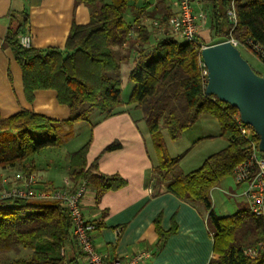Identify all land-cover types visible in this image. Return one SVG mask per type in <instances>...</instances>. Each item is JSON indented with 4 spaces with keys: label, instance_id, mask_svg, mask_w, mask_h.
<instances>
[{
    "label": "trees",
    "instance_id": "trees-1",
    "mask_svg": "<svg viewBox=\"0 0 264 264\" xmlns=\"http://www.w3.org/2000/svg\"><path fill=\"white\" fill-rule=\"evenodd\" d=\"M82 1L91 8L90 22L74 23L62 49L22 46L19 36L29 32V14L23 11L11 16L5 42L21 67L28 101L33 102L37 90H54L58 102L70 108L71 116L61 121L26 110L9 117L0 113V169H19L30 181L38 170L37 155L48 148H61L73 135L65 127L88 120L94 111L109 116L126 103L133 105L143 113L157 153L153 178L161 189L156 194L171 192L208 213L215 255L210 264H264V253L258 257L244 253L264 239V220L249 208L219 216L213 206L212 191L233 176L235 167L249 157L250 149L249 140L241 134L238 108L206 95L200 45L167 31L172 13L156 20L164 28L156 39L155 20L144 23L139 19L155 0H141L139 6L133 4L137 0ZM199 1L213 39L209 45L232 35L241 45H249L245 50L264 63V57L253 52L249 44H258L264 51V0ZM233 7L237 16L234 30L228 16ZM129 10L134 15L131 22L125 19ZM134 50L138 55L129 72L133 88L125 102L121 99L120 72ZM202 116L217 120L219 135L227 145L208 156L199 168L184 172L179 163L182 156L173 158L165 151L164 131L176 141ZM89 145L90 141L69 153L70 181L74 187L84 182L93 186L98 200L104 192L121 188L126 182L97 173L94 164L89 167ZM119 147L113 143L106 151ZM155 226L160 252L176 226L162 230L160 215ZM72 232L71 216L60 201L0 197V252L20 247L32 251L29 260L10 264H68L63 251L74 241Z\"/></svg>",
    "mask_w": 264,
    "mask_h": 264
},
{
    "label": "crops",
    "instance_id": "crops-1",
    "mask_svg": "<svg viewBox=\"0 0 264 264\" xmlns=\"http://www.w3.org/2000/svg\"><path fill=\"white\" fill-rule=\"evenodd\" d=\"M176 3L177 0H155L152 7L139 19L149 23L150 19L160 20L168 13L177 14ZM139 4L141 3L137 2L136 6ZM192 4L197 12H204V6L199 0H193ZM23 11L29 14L30 27L27 35L31 37L32 47L62 49L66 45L74 23L86 25L90 22L91 8L82 0H0L2 117H9L26 110L56 120H67L71 116V110L58 102L56 91L37 90L33 102H29L23 90L21 67L5 42L12 14ZM128 12L125 19L131 22L134 15ZM209 28V24H206L199 36L200 40L203 39L202 43L207 45L213 42ZM133 35L136 36L135 33ZM156 37L159 39L160 36ZM126 47L122 45V49L126 50ZM137 55L134 50L122 66L120 73L123 77V87L126 82L128 84L130 82L129 72L135 66L134 58ZM121 99L125 102L128 100L123 97V91ZM100 113L91 112L88 120L76 122L72 128L65 127L67 131L72 132L76 127V136H79V131L83 130L85 139L82 140L81 146L71 150L67 140L61 148H57L58 151H52L51 148L50 153L38 154L36 157L38 170L33 175V179L55 185L63 184L66 179L70 181L69 153L77 151L90 141L87 153L89 167L94 164L97 173L126 182L121 188L104 192L98 200L95 188L90 185L82 199L83 212L87 220L96 227L93 231L94 246L106 257L105 259L130 257L139 252H149L151 258L140 264H210L215 257L214 242L208 229V213L205 209L202 206L195 207L186 203L171 192L156 194L157 189H161L153 178L158 157L143 113L127 103L113 115ZM77 126L82 129L78 127L80 128L78 131ZM208 137H199L189 149L203 143ZM113 143H119L120 147L106 151V148ZM179 156H182L179 162L181 169L190 172L199 168L210 154L201 157L197 162L199 164L191 166L182 163L187 152ZM217 188H214L211 195ZM236 191L229 188L230 193L227 194L233 197L239 196ZM240 197L244 198L242 193ZM243 201L248 204L245 198ZM158 215L161 217V227L165 232L176 226V232L169 236L160 252L157 250L158 234L155 231ZM64 255L68 264H88L86 256L80 251L75 240L65 248Z\"/></svg>",
    "mask_w": 264,
    "mask_h": 264
},
{
    "label": "built area",
    "instance_id": "built-area-1",
    "mask_svg": "<svg viewBox=\"0 0 264 264\" xmlns=\"http://www.w3.org/2000/svg\"><path fill=\"white\" fill-rule=\"evenodd\" d=\"M192 2L193 0H177V14L170 17L169 21L166 23V28L168 29L167 31H170V33L177 38L188 41L190 44L200 45L202 53V50L208 45L202 43L199 36L202 31L201 29H204L208 19L204 12H197L195 10ZM235 14L236 11L233 7L228 12L229 19L233 23L232 29L237 25V16ZM154 27L157 34L164 31V28L161 27L159 21H154ZM19 40L21 45L26 48L32 46L31 37L27 34L20 35ZM224 41L231 42L239 50H245L246 47L249 46L241 45V43L232 35L220 42ZM249 44L252 46L251 49L253 52L258 55L261 54V56L264 57V51L260 45L253 44L251 41H249ZM202 67L205 81H208V70H206L204 60L202 62ZM240 120L241 134L249 140L248 148L250 149V152L249 157L235 167L232 175L239 186L241 185L245 187L242 196L245 198V201H247L250 212L264 220V153H262L258 147L260 138L257 140L256 136L258 135L255 134V130L250 126L243 124ZM33 181L34 179L32 178L30 181H25L22 186L10 187L5 190L0 197L33 200H47L52 198V200L62 202L71 216L74 240L80 248V251L86 256L88 264H140L151 258L152 255L149 252H139L130 257H114L111 260H108L98 251L97 247L94 246L93 241V231L96 230V227L87 220L81 207L82 199L88 190V186L85 182L79 184L77 187H74L71 183V185L67 184L63 187L49 185L40 188L36 187L35 182ZM244 253L249 257H258L263 254L264 239L254 247L248 248Z\"/></svg>",
    "mask_w": 264,
    "mask_h": 264
},
{
    "label": "rangeland",
    "instance_id": "rangeland-1",
    "mask_svg": "<svg viewBox=\"0 0 264 264\" xmlns=\"http://www.w3.org/2000/svg\"><path fill=\"white\" fill-rule=\"evenodd\" d=\"M105 2H112V0H104ZM137 2L141 3V0L134 1L133 4H137ZM128 14H133V10L129 11ZM155 19H150V22ZM149 22V23H150ZM202 32V31H201ZM163 32L161 31L160 34ZM170 33V31H169ZM159 34V36H160ZM203 40V39H201ZM241 55L250 63L251 68L255 71L260 73L264 77V63L259 60L256 56L252 55L251 53L247 52L244 49H241ZM122 76V74H121ZM123 78V77H122ZM132 82L130 81L129 84L126 82L122 91L123 97L127 98V96L131 92ZM217 120L210 116H202L199 121L194 124L193 127L186 130L178 140L174 141L170 137H168V133L164 131V141H165V148L171 157H177L179 154L187 152V156L183 160V164L191 166L197 163L198 160L203 157L204 155H211L220 150L223 147H226V141L219 136L220 134V127ZM80 126H77V128ZM72 128V127H71ZM76 128V127H75ZM74 129L73 135L68 138L69 144L68 147L71 150H76L81 146L80 144L83 142L82 140L85 139V134L83 130L78 128L79 136L75 135L76 130ZM82 129V128H81ZM211 137L206 138L203 143L195 146L193 149L191 148L194 142L198 140L199 137ZM51 149V148H50ZM50 149H45L42 151L40 155H44L45 153L49 152ZM58 151L57 148H53L52 151ZM43 157V156H42ZM198 166V165H196ZM33 178V176H32ZM25 181H29L23 174V172L19 169H12V170H1L0 169V195L4 193L5 190L9 189L10 187H19L24 184ZM36 187H46V186H54V187H63L71 185V181L68 179L64 180L63 184L55 185L51 182H39L34 180ZM229 188H233V190H237L236 192L239 196H231L227 193L229 192ZM223 189V190H222ZM244 186H239L233 176H229L225 180L221 182L218 186L216 191L212 194V202L215 208L216 214L219 216H227L233 215V213L238 212L239 210L248 208V204L243 201L244 198L240 197L241 193L244 191ZM226 190V192H225ZM32 256V251L30 249L25 248H16L10 251L0 252V264H10L15 261L25 259L29 260Z\"/></svg>",
    "mask_w": 264,
    "mask_h": 264
},
{
    "label": "water",
    "instance_id": "water-1",
    "mask_svg": "<svg viewBox=\"0 0 264 264\" xmlns=\"http://www.w3.org/2000/svg\"><path fill=\"white\" fill-rule=\"evenodd\" d=\"M241 54L229 41L202 50L208 70L206 95L238 108L240 121L255 130L260 138L258 147L264 153V77Z\"/></svg>",
    "mask_w": 264,
    "mask_h": 264
}]
</instances>
